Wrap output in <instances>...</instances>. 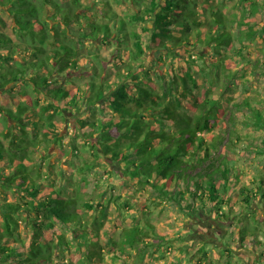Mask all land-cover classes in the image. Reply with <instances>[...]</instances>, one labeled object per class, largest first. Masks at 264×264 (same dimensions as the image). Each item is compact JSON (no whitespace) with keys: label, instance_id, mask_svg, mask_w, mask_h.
<instances>
[{"label":"trees","instance_id":"obj_1","mask_svg":"<svg viewBox=\"0 0 264 264\" xmlns=\"http://www.w3.org/2000/svg\"><path fill=\"white\" fill-rule=\"evenodd\" d=\"M256 38L263 43L254 47ZM109 44L113 54L123 44L128 49L105 64L101 50ZM196 45L199 57L212 55L203 82L193 65ZM262 50L264 0H0V264H140L151 245L165 248L164 231L150 220H134L114 238L110 202L80 199L86 175L70 195L51 173L52 147L63 144L57 117L82 106L94 115L80 119L87 139L74 143L77 152L88 146L93 154L85 168L123 163L130 178L160 197L189 212L216 209L229 218L227 208L237 203L228 193L243 176L231 154L238 146L215 131L226 117L235 121L236 105L249 112L254 104L264 107V99L228 95L241 69L264 77ZM144 54L153 55L147 69ZM169 55L180 60L170 70ZM223 76L231 81L218 86ZM241 189L245 206L264 198V173L256 188ZM8 192L16 198L8 200ZM207 244L200 258H210Z\"/></svg>","mask_w":264,"mask_h":264},{"label":"rangeland","instance_id":"obj_2","mask_svg":"<svg viewBox=\"0 0 264 264\" xmlns=\"http://www.w3.org/2000/svg\"><path fill=\"white\" fill-rule=\"evenodd\" d=\"M229 3L233 2L230 1ZM116 5L114 3V6ZM250 43L257 47L263 42L256 38ZM121 46V50L116 53L122 51L124 54L128 49L127 45L123 44ZM90 48L93 49L94 47L90 46ZM200 49L199 45L193 47V57L196 60L193 65L198 70L200 81L203 82V75L209 72L210 64L208 60L212 55L207 56V58L199 57ZM246 49L249 50L248 47ZM113 51H115L113 44H109L108 47L102 46L101 52L104 53L103 62L105 64H110L112 58L116 56ZM178 53V56H183L187 60L188 56L181 49L178 50ZM151 55L144 54L142 57L141 63H143L145 69L151 67ZM257 55V51L254 49L251 52V57L255 58ZM262 56H264V50H262ZM107 59H110V61H107ZM168 60H170L168 63L169 70L172 65L177 67L180 64L178 57L172 58L169 55ZM242 65L239 63L235 69L240 68ZM203 67H205V70H200ZM99 70L101 69L99 68ZM112 72L114 73V71ZM207 77L209 76L207 75ZM77 78V84L82 85L83 81H86L83 80L81 75ZM235 79L234 92L229 90V96L234 93L233 97L238 101L246 97L264 99V92L262 91L264 89V77L257 78L252 72H248V68H246L241 69ZM229 81H231L230 78L226 81L225 76H223L221 80H218L217 85ZM208 84H210L209 81L205 85ZM215 91V98H217L220 91L218 89ZM239 107L237 105L233 107L235 121L226 117L225 122H221L215 131L216 135H225L226 143L234 142V148L238 146L237 150L231 154L237 159L243 176L237 184L233 185L232 192L228 193V195H231V200L237 203L227 208L229 218L219 217L216 209L200 208L197 212H189V210L180 207L176 201L160 197L151 186L142 185L135 179L130 178L126 174V166L123 163L109 160V162H106L107 171H104V167L94 170L85 168L84 162L92 161L93 154L88 146H84L86 148H81L77 152L74 149V143L82 145L87 139L86 135L85 140L83 139L85 136L82 137L85 128H81L79 121L84 117L94 118L91 112L93 110L88 106H82L80 110H72L71 112L64 111L65 118H62L61 115L57 117L62 128L63 144L62 146L55 145L52 147V157H48V160H52L54 164L51 173L57 177L59 185H67V194L70 195L77 193L76 188L80 190L81 177L86 175L87 188L85 192L78 191L81 196L80 199L82 201L91 200L95 203L100 201L110 202L107 225L114 231V238H120L122 230L131 226L134 220L137 219L143 223L147 220L155 222L164 231L166 241L163 242V245L165 248L155 251L157 245H151L148 248L147 261L139 262L140 264H199L196 259H200L202 264H212L213 262L216 264H254L255 258V264H264V242L260 243L259 240V237L264 240V198L258 197L249 206H245L246 204L243 201L245 194L241 189V185L256 188L259 174L264 173V129L254 124L255 120L264 124V118L257 114L259 112H256V109L264 111V107H259V103L254 104L253 107L249 106L252 112L255 110L254 115L245 107ZM231 117L234 118L233 115ZM41 153L42 150L38 149L36 155L42 159L44 166L48 168V161L41 156ZM102 165H105V163ZM82 166H84L83 170L80 169ZM237 170L238 168H236V175L231 178L230 182L232 183L238 178L239 173ZM0 197L5 198L2 194H0ZM6 197L11 200L15 199L16 195L8 192ZM245 226L248 228H244ZM21 230L25 231L22 227ZM257 230L260 231L257 232ZM29 232L32 233L31 227ZM106 236V234H102L103 238H106ZM241 238L244 239V244L240 242ZM203 240L208 241L209 259L198 256L202 252L200 247ZM255 245L260 251L262 250L260 258L256 257L258 252L254 248ZM227 246L232 247L231 254L227 252V249L225 250ZM72 250L70 253H73ZM216 252H219V254ZM124 257H127L129 261L134 260L129 258L128 254H125ZM115 264H122V262L119 261Z\"/></svg>","mask_w":264,"mask_h":264}]
</instances>
